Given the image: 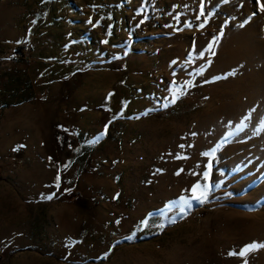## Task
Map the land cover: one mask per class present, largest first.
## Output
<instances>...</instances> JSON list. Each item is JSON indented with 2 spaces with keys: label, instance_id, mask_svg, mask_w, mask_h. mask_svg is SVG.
Instances as JSON below:
<instances>
[{
  "label": "rangeland",
  "instance_id": "rangeland-1",
  "mask_svg": "<svg viewBox=\"0 0 264 264\" xmlns=\"http://www.w3.org/2000/svg\"><path fill=\"white\" fill-rule=\"evenodd\" d=\"M204 10L0 0V264H264V12Z\"/></svg>",
  "mask_w": 264,
  "mask_h": 264
},
{
  "label": "snow or ice",
  "instance_id": "snow-or-ice-1",
  "mask_svg": "<svg viewBox=\"0 0 264 264\" xmlns=\"http://www.w3.org/2000/svg\"><path fill=\"white\" fill-rule=\"evenodd\" d=\"M224 3H228L229 0H223ZM204 4H205V0H200V11H199V16H204L205 15V10H204ZM242 6V5H241ZM256 8H257V11H260V12H264V0H256ZM138 14H142V13H138ZM253 15H256V12L253 13ZM198 16V18H199ZM177 19H179V17H177ZM91 23V21H89ZM141 23H143V21H141ZM171 26V25H169ZM191 25L186 23L185 24V27H190ZM204 25H200L199 27L202 28ZM241 27H243V24L240 25ZM110 35V32L108 33ZM222 34V33H221ZM103 43H107V41H103ZM214 43V42H213ZM212 47L213 45L212 44H209L208 45V51H212ZM201 57H203V52L201 51L200 53ZM212 55H215L214 52H212ZM116 59H119V57H115ZM208 63L210 64L211 63V60L208 61ZM204 71V66L201 65V72L199 74H202ZM234 73H229L228 75H233ZM221 78H227L226 76L225 77H217L216 79H221ZM112 94L110 93L109 94V97L111 96ZM180 98L179 95L177 94H173V97L170 101H168L167 103L164 104V107H167L169 104H174L178 99ZM126 106V105H125ZM111 122V121H110ZM107 133V125L105 126V130L104 132L100 133L96 140L93 141V143H97L99 142L100 139L103 138V136ZM21 147H24L23 145H20L18 146V148H21ZM18 148H14L13 151H17ZM215 153H210V154H207V155H214ZM181 157L177 156V159H180ZM65 167H67V165H65ZM208 170L205 171L203 173V177H204V180L206 181V183L204 185H201L200 183H195L192 188H191V200H195L197 203L199 204H204L206 202L209 201V195L215 191L216 189H219L220 188V183L219 182H216V183H213L209 180V176H210V171H211V164H209L208 166ZM182 171V170H181ZM177 175H179V172L176 173ZM56 184H55V187L57 189V191H59L60 189V177L59 175L56 177ZM67 191H70L67 190ZM119 194H117V197H118ZM54 198H57L56 197V193H52V194H49V195H42L41 196V199L42 200H46V201H51L53 200ZM176 207H178L179 209V213L180 214H184L185 213V210L186 208L190 211L191 208H192V204L190 202L189 199L187 198H184V197H181L180 201H177L176 202ZM176 222V218H172L171 220H169V223H175ZM149 226V220L148 219H144L143 221H141V230L144 228V227H148ZM156 227L160 228L161 230L164 229L165 227V224L164 223H159V224H155ZM131 238V237H129ZM260 248H264V244H257L256 242H253L251 244H248L246 245L243 249H241L238 253H229V255H238L239 257L241 258H244L246 257L249 253L251 252H254ZM244 264H248V261L247 259L244 260Z\"/></svg>",
  "mask_w": 264,
  "mask_h": 264
},
{
  "label": "built area",
  "instance_id": "built-area-1",
  "mask_svg": "<svg viewBox=\"0 0 264 264\" xmlns=\"http://www.w3.org/2000/svg\"><path fill=\"white\" fill-rule=\"evenodd\" d=\"M75 195H76V193L72 189L70 191H65V193H64V197H66V198L73 197Z\"/></svg>",
  "mask_w": 264,
  "mask_h": 264
},
{
  "label": "trees",
  "instance_id": "trees-1",
  "mask_svg": "<svg viewBox=\"0 0 264 264\" xmlns=\"http://www.w3.org/2000/svg\"><path fill=\"white\" fill-rule=\"evenodd\" d=\"M18 51H19V52H21V50H20V49H19Z\"/></svg>",
  "mask_w": 264,
  "mask_h": 264
},
{
  "label": "bare ground",
  "instance_id": "bare-ground-1",
  "mask_svg": "<svg viewBox=\"0 0 264 264\" xmlns=\"http://www.w3.org/2000/svg\"><path fill=\"white\" fill-rule=\"evenodd\" d=\"M251 78V77H250ZM256 79V78H255ZM254 81V80H253Z\"/></svg>",
  "mask_w": 264,
  "mask_h": 264
}]
</instances>
